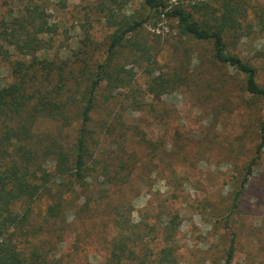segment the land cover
<instances>
[{
  "label": "trees",
  "instance_id": "16d2710c",
  "mask_svg": "<svg viewBox=\"0 0 264 264\" xmlns=\"http://www.w3.org/2000/svg\"><path fill=\"white\" fill-rule=\"evenodd\" d=\"M102 1L115 31L101 56H90L85 48L78 63L38 57L44 50L40 36L53 29L37 10H29L27 18L11 16L0 26L2 60L9 61L10 50L32 56L28 63L11 62L12 79L0 86V264H92V254L101 264H147L146 250H137L158 226L139 225L131 208L140 196L138 180L154 172L163 148L152 138L148 116L155 119L158 113L153 101L193 82L201 89L221 82L223 89L228 84L224 72L240 79L244 105L263 104L257 116L259 144L224 219V264H236L240 233L235 217L243 215V196L264 159V63L256 65L264 55L247 59L239 46L252 41L255 29L264 32V1L192 0L189 8L182 3L186 0H143L136 15L125 12L131 0ZM198 12L206 19H198ZM157 30L162 33H151ZM164 30L188 56L184 73L157 75ZM189 47L207 49L197 56L198 73L185 70L191 65ZM130 60L148 75L145 90L135 88L137 73L127 70ZM222 109L218 104L213 115ZM164 112L159 116L164 118ZM46 122L52 124L47 130ZM110 224L114 235L108 239L102 231ZM179 228L178 217L164 223V241L172 242ZM95 242L101 250L90 245ZM261 256L248 252L247 260ZM157 262L177 264L174 251L163 249Z\"/></svg>",
  "mask_w": 264,
  "mask_h": 264
},
{
  "label": "rangeland",
  "instance_id": "374dc122",
  "mask_svg": "<svg viewBox=\"0 0 264 264\" xmlns=\"http://www.w3.org/2000/svg\"><path fill=\"white\" fill-rule=\"evenodd\" d=\"M191 1L182 3L192 8ZM251 1L259 5L264 0ZM108 7L102 0H0V26L9 22L11 16L27 18L29 10H37L53 29L52 33L40 36L44 38V50L38 57L57 64L69 59L78 63L85 56V48L95 58L105 52L115 31L106 19ZM142 7L143 0H131L125 12L136 15L142 12ZM196 17L206 19L199 12ZM164 32V49L159 57L157 75L161 71L169 75L184 73L182 66L188 56H182V51L176 49L174 36H169L166 30ZM151 33L159 35L162 31ZM250 36L252 41L245 40L239 46V54L256 61L264 55V32L255 29ZM204 50L207 49L189 47L191 65H185V70L200 72V69L195 70L197 66L201 68L197 56L204 54ZM10 53L9 61L0 57V86L12 79L11 62L28 63L32 59V56H22L13 50ZM131 61L127 70L137 73L134 86L145 90L148 75ZM262 61L264 63V56L256 65ZM224 75L228 84L223 89L221 82L204 89L193 82L189 87L184 85L171 89L161 100L153 101L158 113L155 119L148 116L153 121L152 138L163 148L158 152L154 172L147 178L144 175L140 182L138 180L140 196L133 201L131 208L136 223L158 226L157 232H149L151 234L137 250L141 254L146 250L149 256L147 264H158L159 254L165 248L174 251L177 264H224L228 250L224 219L229 215L244 168L259 144L257 116L261 115L263 105L259 102L251 104L255 105L252 108L244 105L240 99V79L233 72H224ZM260 82L264 84V70ZM208 97L210 101L206 99ZM218 104L223 107L221 114L213 115V108ZM165 110L166 116L160 117ZM253 121L257 123L256 127L252 125ZM42 126L47 130L52 124L46 122ZM246 131L244 140H240ZM242 210L243 215H237L234 222L240 233L236 264H264V159L243 196ZM172 217H178L180 228L175 239L166 243L162 227ZM111 227L112 224L106 226L102 231L103 237H113ZM145 242L148 248H145ZM97 243L90 245L101 250L102 244L99 246ZM82 248L85 253L89 249L88 245L87 249ZM248 252L258 255L261 252L262 256L255 262H249ZM90 261L101 264L94 254Z\"/></svg>",
  "mask_w": 264,
  "mask_h": 264
}]
</instances>
